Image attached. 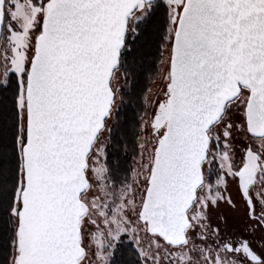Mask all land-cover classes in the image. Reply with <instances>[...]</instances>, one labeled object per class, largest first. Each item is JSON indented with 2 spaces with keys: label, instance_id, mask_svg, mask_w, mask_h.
Instances as JSON below:
<instances>
[{
  "label": "snow or ice",
  "instance_id": "6c2138e0",
  "mask_svg": "<svg viewBox=\"0 0 264 264\" xmlns=\"http://www.w3.org/2000/svg\"><path fill=\"white\" fill-rule=\"evenodd\" d=\"M0 264H264V0H0Z\"/></svg>",
  "mask_w": 264,
  "mask_h": 264
},
{
  "label": "trees",
  "instance_id": "16d2710c",
  "mask_svg": "<svg viewBox=\"0 0 264 264\" xmlns=\"http://www.w3.org/2000/svg\"><path fill=\"white\" fill-rule=\"evenodd\" d=\"M130 111V110H129Z\"/></svg>",
  "mask_w": 264,
  "mask_h": 264
}]
</instances>
